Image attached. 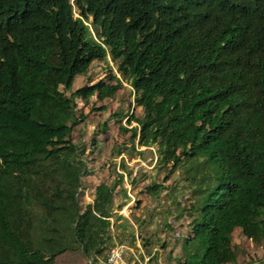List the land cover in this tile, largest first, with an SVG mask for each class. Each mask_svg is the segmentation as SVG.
Here are the masks:
<instances>
[{"label": "trees", "instance_id": "16d2710c", "mask_svg": "<svg viewBox=\"0 0 264 264\" xmlns=\"http://www.w3.org/2000/svg\"><path fill=\"white\" fill-rule=\"evenodd\" d=\"M108 56L120 76L72 90ZM124 81L143 109L123 127L133 149L155 147L165 179L191 159L208 166L189 168L192 233L177 264L235 262L236 227L264 240V0H0V264L76 249L95 262L115 244L125 162L83 208L71 134L87 118L76 99L112 98Z\"/></svg>", "mask_w": 264, "mask_h": 264}, {"label": "rangeland", "instance_id": "374dc122", "mask_svg": "<svg viewBox=\"0 0 264 264\" xmlns=\"http://www.w3.org/2000/svg\"><path fill=\"white\" fill-rule=\"evenodd\" d=\"M114 74L120 76L117 62L110 56L105 60H96L87 74L76 77L72 90L89 81L96 82L101 78L108 81ZM76 101L78 110L87 114V118L74 127L71 134L73 142L83 149L79 152V158L87 164L78 194L80 205L84 208L93 202L98 184L111 183L118 172H124V161L127 169L115 196L116 206L121 202L124 205L115 212L122 215L116 224L123 222L125 225H118L116 229L115 224L112 228L115 244L128 247L122 264H177L183 254V238L192 233L193 212L189 203L193 184L187 175L195 173L194 169L189 170L191 166L198 167V175L208 171L204 159L185 161L165 179L169 166L164 168L156 165L155 147H150L152 151H146L144 155L138 154L139 148L133 149L132 143L128 142L130 132H126L123 127L135 125V122L128 123L127 116L130 113L141 116L143 109L135 103L133 89L126 81L112 98L101 101L92 96L87 104L80 98ZM100 106L105 108L101 109ZM93 139L97 147H93ZM118 148L121 154L116 153ZM152 182L163 183L166 187L159 194H152L147 188ZM122 187L127 189L129 199L123 198ZM131 232L135 233V241L131 239ZM123 234L124 241L120 242L119 237ZM232 246L237 259L225 264H264V240L256 243L246 237L240 227H236ZM109 249L98 256L95 262L80 249L68 250L57 256L54 264H104Z\"/></svg>", "mask_w": 264, "mask_h": 264}, {"label": "built area", "instance_id": "2783aa9c", "mask_svg": "<svg viewBox=\"0 0 264 264\" xmlns=\"http://www.w3.org/2000/svg\"><path fill=\"white\" fill-rule=\"evenodd\" d=\"M128 247L124 244H115L109 249L104 264H122Z\"/></svg>", "mask_w": 264, "mask_h": 264}, {"label": "crops", "instance_id": "0c3cea01", "mask_svg": "<svg viewBox=\"0 0 264 264\" xmlns=\"http://www.w3.org/2000/svg\"><path fill=\"white\" fill-rule=\"evenodd\" d=\"M174 256H175V254H174ZM176 257H178V256H176Z\"/></svg>", "mask_w": 264, "mask_h": 264}]
</instances>
